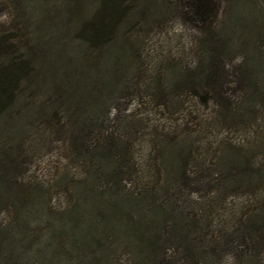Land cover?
<instances>
[{"label": "trees", "instance_id": "16d2710c", "mask_svg": "<svg viewBox=\"0 0 264 264\" xmlns=\"http://www.w3.org/2000/svg\"><path fill=\"white\" fill-rule=\"evenodd\" d=\"M123 1L99 0L87 15L81 31L90 45L113 39ZM177 2L199 54L160 99L190 97L208 121L193 119L198 134L187 141L151 139L153 177L142 183L133 177L130 123L96 122L85 136L82 120H68L58 137L82 174L56 184V207L40 185L0 179V264H216L223 252L264 248V0ZM12 34L0 36V111L25 81L47 76L25 51L1 59L14 47ZM236 135L240 141L228 140ZM189 190L208 206L181 202ZM228 201L230 230L213 232L211 219Z\"/></svg>", "mask_w": 264, "mask_h": 264}, {"label": "rangeland", "instance_id": "374dc122", "mask_svg": "<svg viewBox=\"0 0 264 264\" xmlns=\"http://www.w3.org/2000/svg\"><path fill=\"white\" fill-rule=\"evenodd\" d=\"M98 1L0 0V36L14 29L9 36L14 47L1 59L9 60L18 49L32 54L47 72L21 84L14 102L0 111V179L19 187L40 185L51 195V207L61 197L54 191L61 178L76 180L82 174V165L58 137L69 130L68 120H82L79 127L85 136L97 131L98 122L130 123L137 134L129 151L133 177L142 183L153 177L148 166L151 139L189 140L198 134L193 119L208 121V112L196 110L190 97H179V103L175 94L167 102L160 99L168 81L193 67L199 54L197 35L185 24L177 0H124L125 16L113 39L94 47L81 27ZM63 58L70 60L66 68ZM207 201L195 190L181 200L195 209L205 208ZM230 207L228 201L214 213L213 232L230 230ZM256 250L223 252L216 264H264V248ZM163 255L168 258V251Z\"/></svg>", "mask_w": 264, "mask_h": 264}]
</instances>
